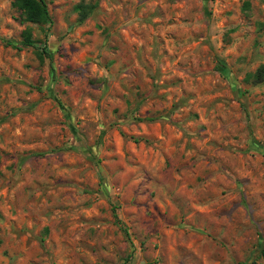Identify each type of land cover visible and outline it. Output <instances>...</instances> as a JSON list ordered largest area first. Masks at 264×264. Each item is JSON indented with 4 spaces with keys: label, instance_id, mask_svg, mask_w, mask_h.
I'll return each mask as SVG.
<instances>
[{
    "label": "rangeland",
    "instance_id": "obj_1",
    "mask_svg": "<svg viewBox=\"0 0 264 264\" xmlns=\"http://www.w3.org/2000/svg\"><path fill=\"white\" fill-rule=\"evenodd\" d=\"M13 2L0 264H264V0Z\"/></svg>",
    "mask_w": 264,
    "mask_h": 264
},
{
    "label": "trees",
    "instance_id": "obj_2",
    "mask_svg": "<svg viewBox=\"0 0 264 264\" xmlns=\"http://www.w3.org/2000/svg\"><path fill=\"white\" fill-rule=\"evenodd\" d=\"M99 2L85 4L80 3L76 6L79 12V21H85L88 16L98 7ZM13 6L21 11L22 21L30 24L47 25L52 23V16L48 8L46 0H14ZM32 28L27 26L23 31V39L17 42L12 39H4L7 45L12 47L21 48L23 46L36 47L40 54H44L51 59V53L46 47L38 46L32 37ZM44 153H32L30 156L43 155ZM262 256L264 258V248L262 249Z\"/></svg>",
    "mask_w": 264,
    "mask_h": 264
}]
</instances>
